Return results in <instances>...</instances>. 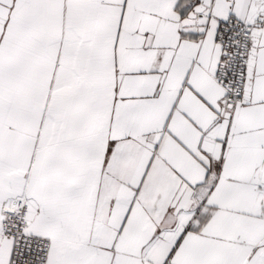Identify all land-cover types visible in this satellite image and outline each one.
<instances>
[{"label": "snow or ice", "instance_id": "obj_1", "mask_svg": "<svg viewBox=\"0 0 264 264\" xmlns=\"http://www.w3.org/2000/svg\"><path fill=\"white\" fill-rule=\"evenodd\" d=\"M0 264H264V0H0Z\"/></svg>", "mask_w": 264, "mask_h": 264}]
</instances>
